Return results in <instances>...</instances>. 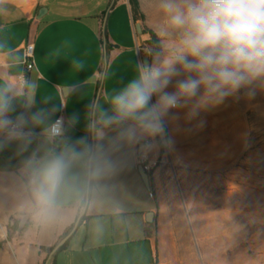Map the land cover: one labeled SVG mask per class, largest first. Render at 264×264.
<instances>
[{
	"label": "crops",
	"instance_id": "crops-1",
	"mask_svg": "<svg viewBox=\"0 0 264 264\" xmlns=\"http://www.w3.org/2000/svg\"><path fill=\"white\" fill-rule=\"evenodd\" d=\"M136 24L127 0L0 3V86L12 98L8 115L28 119L22 138L0 132V264H196L195 256H208L203 180L241 158L247 121L234 96L192 119L187 108L173 109L162 151L157 142L129 141L122 125H106L101 111L111 115V95L147 50ZM29 95L34 102L25 107ZM41 110L45 123L33 124ZM59 116L64 132L52 143L45 126ZM69 146L83 155L69 161L54 209L41 212L32 195L36 170ZM142 151L160 161L148 184L135 163ZM12 220L18 227L7 241Z\"/></svg>",
	"mask_w": 264,
	"mask_h": 264
},
{
	"label": "clouds",
	"instance_id": "clouds-1",
	"mask_svg": "<svg viewBox=\"0 0 264 264\" xmlns=\"http://www.w3.org/2000/svg\"><path fill=\"white\" fill-rule=\"evenodd\" d=\"M156 11L159 44L147 48L127 82L111 95V115L101 111L106 125H122L126 139H143L146 148L163 138L171 110L187 108L192 119L242 89L250 97L264 89V0H157ZM33 102L29 95L25 107ZM11 111L9 90L0 86V132L22 138L28 119L20 114L14 121ZM46 119L44 110L30 117L33 124ZM63 123V117L47 123L45 133L62 136ZM82 155L69 146L36 170L32 195L41 212L54 209L69 161Z\"/></svg>",
	"mask_w": 264,
	"mask_h": 264
},
{
	"label": "rangeland",
	"instance_id": "rangeland-1",
	"mask_svg": "<svg viewBox=\"0 0 264 264\" xmlns=\"http://www.w3.org/2000/svg\"><path fill=\"white\" fill-rule=\"evenodd\" d=\"M157 0H138L133 13L141 29L158 38ZM248 126L241 158L229 169L203 180L210 206L209 254L195 256L196 264H264V89L235 96Z\"/></svg>",
	"mask_w": 264,
	"mask_h": 264
},
{
	"label": "built area",
	"instance_id": "built-area-1",
	"mask_svg": "<svg viewBox=\"0 0 264 264\" xmlns=\"http://www.w3.org/2000/svg\"><path fill=\"white\" fill-rule=\"evenodd\" d=\"M23 57H24L25 70L30 71L33 68V45L31 43H26L24 45ZM18 79L21 82H23L24 76L21 75L18 77ZM58 118H61V116L57 117L56 119ZM49 138L52 143H57L61 141L62 136L55 137V138L49 137ZM159 140L161 142L162 148H164L165 146L164 136L163 138H159ZM159 162H160L159 160H151L148 153L145 151L138 153L136 160H135L136 166L141 168L143 172L147 175V177L152 173V171L158 165Z\"/></svg>",
	"mask_w": 264,
	"mask_h": 264
},
{
	"label": "trees",
	"instance_id": "trees-1",
	"mask_svg": "<svg viewBox=\"0 0 264 264\" xmlns=\"http://www.w3.org/2000/svg\"><path fill=\"white\" fill-rule=\"evenodd\" d=\"M127 2L129 4V7H130L132 20H133V22H137L138 19L133 16V13L138 11V0H127ZM141 32H142V34H146L148 36V40L144 42V47L146 49L150 46H157L159 44V40H158L157 36L152 31L141 29ZM157 144H158L160 151H162L163 148H162V145H161L159 138H157ZM17 227H18V221L17 220H12L11 224H8L6 226L5 240L8 241L12 237V235L17 230ZM51 250H52V248H48L45 250V252L48 253Z\"/></svg>",
	"mask_w": 264,
	"mask_h": 264
},
{
	"label": "water",
	"instance_id": "water-1",
	"mask_svg": "<svg viewBox=\"0 0 264 264\" xmlns=\"http://www.w3.org/2000/svg\"><path fill=\"white\" fill-rule=\"evenodd\" d=\"M136 29L138 30V32H141V28H140V25L139 24H136ZM140 174H141V176H142V179L144 180V182H146L147 184H148V177H147V175L143 172V170L140 168ZM62 244V241L59 243V245L58 246H60ZM56 250V248L53 250V251H55Z\"/></svg>",
	"mask_w": 264,
	"mask_h": 264
}]
</instances>
